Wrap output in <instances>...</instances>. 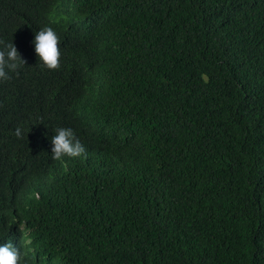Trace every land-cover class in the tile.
Returning <instances> with one entry per match:
<instances>
[{"label":"trees","instance_id":"16d2710c","mask_svg":"<svg viewBox=\"0 0 264 264\" xmlns=\"http://www.w3.org/2000/svg\"><path fill=\"white\" fill-rule=\"evenodd\" d=\"M0 38L26 61L0 81L19 264H264V0H0ZM57 127L86 158H52Z\"/></svg>","mask_w":264,"mask_h":264},{"label":"clouds","instance_id":"9594fccd","mask_svg":"<svg viewBox=\"0 0 264 264\" xmlns=\"http://www.w3.org/2000/svg\"><path fill=\"white\" fill-rule=\"evenodd\" d=\"M59 36L50 26H44L35 34V53L40 58L41 66L49 70H59L61 64V51L58 46ZM26 64L17 47L12 42H5L0 38V81L11 79L10 72L19 74L18 70ZM55 135L51 138L53 145L51 153L54 160H62L65 156L70 158H86L85 146L76 137L70 127H57ZM17 138L23 137L21 127L15 129ZM30 242L25 238L23 247L27 248ZM27 252H22L9 243L0 244V264H19Z\"/></svg>","mask_w":264,"mask_h":264}]
</instances>
